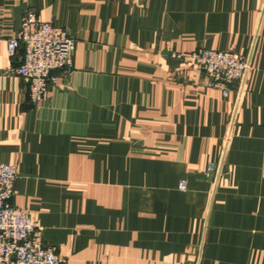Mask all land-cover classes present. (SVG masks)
I'll return each instance as SVG.
<instances>
[{"label": "crops", "instance_id": "obj_1", "mask_svg": "<svg viewBox=\"0 0 264 264\" xmlns=\"http://www.w3.org/2000/svg\"><path fill=\"white\" fill-rule=\"evenodd\" d=\"M26 12L77 42L40 105L7 54ZM199 49L244 55L242 85ZM0 163L63 264H264V0H0Z\"/></svg>", "mask_w": 264, "mask_h": 264}, {"label": "built area", "instance_id": "obj_2", "mask_svg": "<svg viewBox=\"0 0 264 264\" xmlns=\"http://www.w3.org/2000/svg\"><path fill=\"white\" fill-rule=\"evenodd\" d=\"M76 48V38L67 29L42 21L35 12L23 15L16 37L7 41V54L14 58L23 50L14 72L26 84L32 105L48 98L53 71L72 67ZM179 56L192 61L206 75L207 85L225 96L232 86L242 85L250 69L246 57L233 51L199 49ZM217 171L210 163L205 175L212 178ZM17 175L15 165L0 163V264H63L56 249L44 244L28 210L12 203ZM179 188L187 186L181 183Z\"/></svg>", "mask_w": 264, "mask_h": 264}]
</instances>
